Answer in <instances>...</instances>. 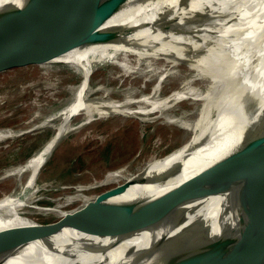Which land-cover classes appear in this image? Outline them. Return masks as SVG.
Returning <instances> with one entry per match:
<instances>
[{
	"label": "bare ground",
	"instance_id": "bare-ground-1",
	"mask_svg": "<svg viewBox=\"0 0 264 264\" xmlns=\"http://www.w3.org/2000/svg\"><path fill=\"white\" fill-rule=\"evenodd\" d=\"M7 1L9 0H0V32L6 29V24H13L8 34L14 35L17 32L15 26L24 21H21L23 11H29L27 15H31L30 17L36 12L24 5L7 6ZM150 3H157L152 11H147L146 7L134 12L126 9L109 19L97 32L74 34L70 39L68 38L71 35H63L25 56L33 58L42 54L56 55L49 61L36 65L70 66L80 77V81L65 103L45 116L39 124L41 126L58 121L49 141L29 159L5 171L1 176H15L16 183L0 199V264H63L58 248L66 239L65 231L68 228L54 233L40 226L41 223L28 215L34 210L56 213L63 218L70 215L69 212L61 210L63 204L51 208L37 206L45 193L42 196L36 195L39 191L36 190L39 177L67 131L81 128L112 114L127 116L163 113L186 99L199 105L194 111L196 117L190 126L188 138L178 148L147 162L134 174L113 170L87 187L66 188L74 189L71 191L78 196L84 190L102 187L110 182H113L114 187L125 182H139L144 176L145 183L131 184L123 193L114 197L116 203L168 193L181 182L231 155L242 143L244 136L241 135V107L246 102L251 103L252 99L264 103V0H193L189 4L180 1L184 8L180 11L178 9L177 15L183 18H190L191 13L204 7H209L218 17L212 31L207 35L197 34L195 40L191 37L174 38L169 37L170 35L150 34L147 31L128 35L115 30L121 24L151 19L156 13L155 10L160 11L166 6L175 7L178 0H152ZM150 11L152 16L148 14ZM113 30L117 34L108 35L107 32ZM196 30L199 31H194ZM101 36L104 37L99 39ZM204 46L207 49L203 48L206 51L202 52L200 48ZM184 48L198 49L203 56L193 62L189 56L182 57ZM168 55H176L174 58L177 59ZM184 64L189 65L187 71L192 72V77L168 95L160 96L159 89L163 86L164 79L174 67ZM103 65L114 66L124 80L141 75L147 81L155 78L154 86L147 94L137 98L125 97L120 102L104 99L110 93L103 98L91 99L90 78ZM144 66L151 70H145ZM125 93L133 95L136 92L128 88ZM75 119L76 122L72 123ZM26 129L28 128L0 129V141L13 138ZM170 167L173 168L171 174L162 177L161 171ZM156 176H159L158 182L151 183ZM99 194L94 197L79 195L82 201L79 204L84 207ZM185 197L189 200L188 203L173 204L182 211L181 218L173 215L165 221L158 219L157 210L173 214V209L157 207L142 210L129 217L90 225V228L98 230L114 228L112 231H116V234L100 236L78 233L76 237L80 238V242L74 251V264H156L199 221L213 220L220 199L219 196H193L191 193H186ZM73 198L66 197L65 202H70ZM58 200L60 198L56 202ZM128 220L132 221V225L122 231L121 224ZM21 231L30 233L34 239L15 242V234ZM166 241L169 243H165ZM9 248L12 249L11 252L3 251H8Z\"/></svg>",
	"mask_w": 264,
	"mask_h": 264
},
{
	"label": "water",
	"instance_id": "water-1",
	"mask_svg": "<svg viewBox=\"0 0 264 264\" xmlns=\"http://www.w3.org/2000/svg\"><path fill=\"white\" fill-rule=\"evenodd\" d=\"M128 1H7V6L12 7L15 2H19L36 13L30 17L31 15H27L29 11H23L21 21H24L15 26L17 32L14 35L8 34L13 24H6V29L0 32V72L49 61L56 55L42 54L33 58L25 56L63 35H71L68 38L70 39L74 34L97 32L109 19L126 9L134 12L146 7L147 11H152L157 4L150 3L152 0ZM180 1L186 3V0H178L175 7L166 6L160 11L155 10L154 15L150 11L148 14L153 15V18L146 20L149 22H129L121 24L120 28L115 30L128 35L147 31L150 34H164L174 38H183L187 34L186 38L195 40L198 31L194 30L197 26H188V18L177 15L178 9L183 10L184 6ZM115 30L108 31V35L117 34ZM168 57L175 59V55ZM252 104L253 110L249 115L244 116L242 113L241 135L244 139L238 148L231 155L221 158L220 162L181 182L172 191L116 203L114 197L123 193L131 184L146 182L142 176L139 182H125L121 186L102 192L81 212L68 215L58 223L39 224L54 233L68 228L65 231L66 239L58 248L62 263L74 264V251L80 242V238L76 237L78 233L100 236L116 234V231H112L114 228L98 230L90 228V225L129 217L142 210L157 207L173 209V214L157 210L158 219L165 221L173 215L181 218L182 211L176 209L173 204L188 203L185 194L191 193L193 196H219L215 217L210 222L199 221L196 227L185 233L156 264H264V103L252 99ZM172 170L170 167L161 171V176L170 175ZM157 177L159 176L151 183L158 182ZM131 225L132 221L128 220L121 224V230L124 231ZM15 237V242L34 239L30 233L23 231L15 234ZM3 251L9 253L12 249Z\"/></svg>",
	"mask_w": 264,
	"mask_h": 264
},
{
	"label": "rangeland",
	"instance_id": "rangeland-1",
	"mask_svg": "<svg viewBox=\"0 0 264 264\" xmlns=\"http://www.w3.org/2000/svg\"><path fill=\"white\" fill-rule=\"evenodd\" d=\"M192 1L186 0V4ZM14 4L22 5L19 2ZM217 20L215 13L211 12L209 7H204L191 13L187 23L190 27L197 26L199 31L196 34L207 35ZM184 36L187 37V34ZM205 47L200 50L206 51L203 50ZM182 51V57L189 56L193 62L203 56L198 49L184 48ZM187 66L189 65H178L170 71L159 89L160 96L168 95L192 77V72L187 71ZM144 69L151 70L149 67ZM119 73L112 65L100 66L90 78L92 94L89 97L103 98L110 93L108 98L104 99L120 102L125 97L137 98L147 94L154 86L155 78L147 81L141 75L124 80ZM79 81L80 77L72 68L63 64L29 65L0 72V129L28 128L13 138L0 141V199L10 192L16 183L15 176L1 177L3 173L22 164L49 141L54 133V125L58 121L54 120L41 126L39 124L45 116L65 103ZM128 88L136 93L127 95L125 92ZM198 107L199 105L186 99L177 102L163 113L127 116L112 114L81 128L67 131L56 145L43 174L39 177L36 186V190L39 191L36 195L42 196L43 193L45 195L38 201L37 206L51 208L63 204L61 210L69 212L70 215L81 212L85 206L79 204L82 203L79 195L97 196L113 188V182L84 190L78 196L71 191L74 189L66 188L87 187L113 170H122L123 174H134L147 162L178 148L188 138L190 126L196 117L194 111ZM252 108V102L244 103L241 107L243 115H249ZM75 122L76 119L72 123ZM31 125L33 127H28ZM66 197L74 198L66 203ZM57 198L61 201L56 202ZM77 201L79 202L76 204ZM56 215L34 210L28 216L41 224H55L63 220V217Z\"/></svg>",
	"mask_w": 264,
	"mask_h": 264
}]
</instances>
